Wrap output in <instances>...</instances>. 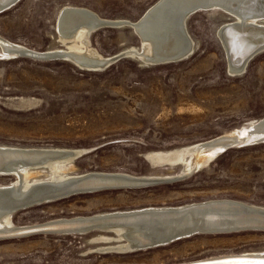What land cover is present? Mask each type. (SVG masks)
Listing matches in <instances>:
<instances>
[{
  "label": "rangeland",
  "instance_id": "374dc122",
  "mask_svg": "<svg viewBox=\"0 0 264 264\" xmlns=\"http://www.w3.org/2000/svg\"><path fill=\"white\" fill-rule=\"evenodd\" d=\"M157 1L19 0L0 14V37L38 53L59 50L65 47L57 29L63 8L134 22ZM229 14L212 9L190 15L186 26L195 52L172 63L144 65L130 56L127 47H140L141 42L133 29L122 25L90 34L89 47L112 58L99 70L64 58L6 56L0 47V145L80 151L72 176L105 172L171 178L35 205L13 214L16 227L211 200L263 206L264 143L228 148L188 174L181 163L153 166L146 157L152 151L207 142L264 118V50L242 74L229 71L218 34L226 21H234ZM16 180L0 175V185ZM97 235L111 240L92 241ZM122 240L104 229L0 236V264H175L264 252V230L259 229L200 233L135 252L114 247Z\"/></svg>",
  "mask_w": 264,
  "mask_h": 264
},
{
  "label": "bare ground",
  "instance_id": "6f19581e",
  "mask_svg": "<svg viewBox=\"0 0 264 264\" xmlns=\"http://www.w3.org/2000/svg\"><path fill=\"white\" fill-rule=\"evenodd\" d=\"M158 0L154 5L146 10L149 11L147 15L145 13L138 21H110L101 19L98 16L92 13L91 18L89 21H86V18H77L71 16L67 19L64 23L65 31L60 30V38L61 43L65 45L63 49H54L49 51H41V53H51L57 55L62 53L65 55L66 59L74 62L78 66L82 67L83 69H93L99 70L104 64H107L112 58L103 57L99 55L93 48L89 47V36L94 31L95 27L102 25L101 23L109 21L112 25H122L129 26L135 33H137L141 45L140 47H127L125 51L130 56H135V58H139L140 63L144 65H151V64H159L164 63L171 58H182L181 60L187 59L190 55L195 52L196 46L194 42L191 40L189 36L188 27L186 26V22L190 15L197 13L192 12L190 8L197 7L199 5H205L206 9L201 11H208L212 9H220L224 10V12H228L229 15H233L234 21L229 22L230 20L226 21L228 23H224L219 31V38L222 43L225 45L227 38L222 36L223 31L229 25L237 26L238 28L244 29L245 27L251 28H260L264 30V0ZM69 8H77V7H65L63 9ZM153 9V10H152ZM152 10V11H151ZM200 11V12H201ZM145 15V16H144ZM58 21V20H57ZM58 23V22H57ZM60 24V23H59ZM60 26V25H59ZM58 26V31H59ZM252 36H255V32H250ZM230 37V35H227ZM232 35V38L235 42L231 47L233 48L232 52H235L238 45L240 43L238 41H246V38L240 37L239 39ZM59 38V37H58ZM237 38V39H236ZM247 42V41H246ZM244 42L243 44H245ZM260 44L264 45V33H257L254 38L248 40V47L250 44ZM244 47V45H240V47ZM0 47L3 53L6 56L16 55L14 51H19L22 48L19 45L13 44L10 41L2 39L0 37ZM245 49V48H244ZM14 50V51H13ZM36 52V51H34ZM38 52V51H37ZM229 54V53H228ZM248 56V55H247ZM247 56H242L241 58L235 57L234 64L229 65V71L234 75H240L245 72L247 65L250 60H245ZM179 61V60H178ZM109 63V62H108ZM229 63V60H228ZM103 68V67H102ZM264 118L258 120H251L247 124L243 125L242 127L235 128L229 133L224 134V137H232L242 134H246V139L248 141L253 139H259L264 136V125L261 121ZM1 147L7 145H0ZM10 147H13L10 146ZM18 147V146H15ZM38 148V147H36ZM52 150L54 153L52 155V159L47 161V168L40 167V168H25L24 164H16L18 165L16 168L17 172L22 175L23 180V188H30L33 184L44 182V181H54L55 184H67L70 179H77L82 175H70V171L74 168L73 161L69 154L72 152H80L74 151L70 149H61V148H46ZM219 148L213 147H206L204 142H197L191 145L173 148L170 150H160V151H152L147 153L151 156H154L158 159V161L168 162L170 164H179L181 163V170L183 173H190L195 169H200L208 164L211 160H213L217 154L219 153ZM69 155V156H68ZM15 165H13L14 167ZM13 168V169H15ZM21 171V172H20ZM44 173L45 175H42ZM105 173V172H102ZM122 174V173H116ZM127 175V174H123ZM166 175V174H165ZM130 176V175H127ZM167 177V176H166ZM19 178L16 181L12 182L11 184H1L0 188H13L19 186ZM18 182V183H17ZM70 183V182H69ZM68 183V184H69ZM54 184V185H55ZM22 188V189H23ZM21 190V189H20ZM14 190L12 197H9L5 194L3 197L0 196V234L7 235L13 234L12 232H16L17 229L22 228H32L37 226H42L43 224L46 225H62L67 223L66 221H77L76 223H83L88 222L86 220L91 218H109L115 214H122L129 211H119V212H104L100 214H96L93 216L87 217H76L72 219H63L57 220L49 223H42L39 225L27 226V227H16V225L12 221V212L11 209L13 204L10 203L9 198L19 197L20 193L27 194L26 191ZM15 200V199H14ZM169 207H176V206H167V207H147L148 208H169ZM262 208L264 207L261 206ZM145 209H136V211H142ZM135 211V210H131ZM113 214V215H111ZM161 227L163 225H157L154 222L145 223L148 226L147 228L155 231L157 234L160 230H155V228H151L149 226ZM109 227V226H108ZM105 227V230H111L118 238L125 239L119 241L117 245L114 247L120 250V252H135L139 251L140 249L146 247H138L136 238H132L131 236L126 237L129 228L127 226H116L113 225L111 228ZM87 233V232H86ZM105 233V232H104ZM154 233V232H153ZM161 233V232H160ZM85 234V233H80ZM156 237H160L159 235L154 234ZM20 236V235H19ZM109 235H97L92 239V241H106L109 240L111 237ZM11 237V236H10ZM111 240V239H110ZM264 254V252H259ZM258 253V254H259ZM257 254V252H245L240 254H231V255H223V256H214L208 257L198 260H192L187 262H194L200 260H211V259H218L236 255H253ZM259 256V255H258ZM181 262V263H187Z\"/></svg>",
  "mask_w": 264,
  "mask_h": 264
},
{
  "label": "water",
  "instance_id": "95a60500",
  "mask_svg": "<svg viewBox=\"0 0 264 264\" xmlns=\"http://www.w3.org/2000/svg\"><path fill=\"white\" fill-rule=\"evenodd\" d=\"M18 1L19 0H0V14L13 7ZM166 1L167 0H165V2ZM203 9H206L205 5L190 8L192 12L201 11ZM148 13H150V10L147 11L145 15ZM91 15L92 13L84 8L77 7L63 9L58 18V26L60 25L59 32L60 30L65 31L64 23L69 17L74 16L77 18H86V21H89ZM101 24L102 25L95 27L94 30L105 26H114L110 24L109 21ZM251 31L256 33L255 36L259 32L264 33L263 29L257 27H245L244 29H241L235 25H229L223 31L222 36L227 39H225V45H221L228 57L229 65L232 66V64H234L235 57L241 58L242 56L248 55L245 60H251L254 56L264 50V45L262 43L257 45L254 42V44H250L248 47V40L255 37H251V34H249ZM227 35H230V37ZM232 35L236 36L238 39L240 37L246 38L247 41H238L240 45L242 44L244 47H240V45H238V48L235 49L237 54L232 52L233 48L231 46L235 44ZM244 42L246 43L243 44ZM14 52L18 55L29 56L38 60H47L52 58L66 59L65 55L62 53L53 56L51 53H38L26 49ZM181 59L182 58H171L164 61V63H172ZM261 123L262 124L260 125H264V119ZM204 143L206 147L219 148L220 150L218 154H220L228 148L264 143V136L250 141L246 139V134L232 137L220 136ZM54 153L57 152L46 148L0 146V175L16 176L19 178L18 187L16 186L15 189L0 188V196L3 197L7 194L9 197H12L14 190L16 189H21L20 191L27 192V194L20 193L19 197L15 196V200L13 198H9L10 203L13 204L11 209L12 214L35 205L63 199L79 192L95 191L104 188H136L161 181L171 180V178L157 177L139 178L116 173H89L82 175L77 179H70V183L68 182L69 184H55L54 181L48 180L33 184L27 189L23 188L22 173L20 174L17 172L15 167L18 165L16 164H24L26 166L25 168H47L48 166L44 165L47 161L52 159L51 157ZM69 155L72 158L71 160H74L80 157L82 152H72ZM146 157L151 164H153V166L173 165L168 162H159L156 157L151 155ZM13 165L15 166L13 167ZM86 221L88 222L76 223L77 221H66L67 223L62 225L43 224L42 226L40 225L32 228H20L17 229L16 232H12L13 234L8 233L7 235H2L1 233L0 236L27 235L37 232L86 233L97 229L105 230L106 226L111 228V226L116 225L127 226L129 230L126 237L131 236L132 238H136L138 247H151L169 244L176 240L200 233H224L251 229L264 230V207L262 208L261 206L232 200H211L177 207L148 208L142 211H129L122 214H115L109 218L95 217ZM148 222H154L159 226L163 225L161 227H157L152 223L155 227L149 226L151 228H155V230H160L161 233L159 232L157 234L155 231L147 228L148 226H146L147 224L145 223ZM154 234H160V237H156ZM219 261H247L251 262V264H260V262L264 261V254L236 255L218 259L175 264H212V262Z\"/></svg>",
  "mask_w": 264,
  "mask_h": 264
},
{
  "label": "snow or ice",
  "instance_id": "6c2138e0",
  "mask_svg": "<svg viewBox=\"0 0 264 264\" xmlns=\"http://www.w3.org/2000/svg\"><path fill=\"white\" fill-rule=\"evenodd\" d=\"M212 264H251V262H247V261H239V262L219 261V262H212ZM260 264H264V261L260 262Z\"/></svg>",
  "mask_w": 264,
  "mask_h": 264
}]
</instances>
